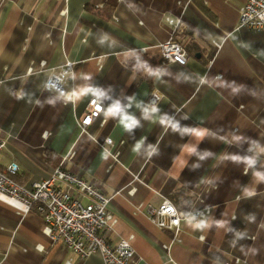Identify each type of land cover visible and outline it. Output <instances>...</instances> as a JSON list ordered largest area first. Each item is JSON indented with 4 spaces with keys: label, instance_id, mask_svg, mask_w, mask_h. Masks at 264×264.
<instances>
[{
    "label": "crops",
    "instance_id": "obj_1",
    "mask_svg": "<svg viewBox=\"0 0 264 264\" xmlns=\"http://www.w3.org/2000/svg\"><path fill=\"white\" fill-rule=\"evenodd\" d=\"M246 1L0 0V170L16 162L28 186L63 163L101 188L118 218L110 243L133 237L132 264H264V30L239 25ZM167 18L187 25L186 65L162 64ZM67 61L65 102L44 87ZM95 94L104 108L82 133ZM164 199L210 214L176 238L146 214ZM43 227L0 200V264H104Z\"/></svg>",
    "mask_w": 264,
    "mask_h": 264
},
{
    "label": "built area",
    "instance_id": "obj_2",
    "mask_svg": "<svg viewBox=\"0 0 264 264\" xmlns=\"http://www.w3.org/2000/svg\"><path fill=\"white\" fill-rule=\"evenodd\" d=\"M167 22L172 30L169 38L159 45L162 64L186 65L189 57L183 41L187 38V25L180 18H167ZM239 25L251 31L264 30V0H247L240 8ZM74 77V63L67 61L51 72L45 83V91L57 94L65 102L73 101V91L66 84ZM161 98L160 94L153 92L146 99L145 108L156 107ZM103 108L96 94L89 99L79 123L82 133H87ZM106 143L110 144L111 140L106 139ZM5 148L6 140L0 137V154ZM72 157L73 154H70L69 158ZM19 173L16 162L0 170V200L12 205L19 214L35 211L41 215L44 234L80 259L99 253L104 264H132L135 257L131 242L133 237L122 239L114 245L110 243L118 218L109 209L110 198L101 188L70 172L63 163L48 178L33 180L28 186L16 180ZM143 206L139 205L136 210L142 211ZM146 214L158 229L170 230L178 238L183 221L196 223L210 214V208L185 212L164 199L157 207L149 205ZM164 248L168 250L169 245ZM67 263L71 264L70 261Z\"/></svg>",
    "mask_w": 264,
    "mask_h": 264
},
{
    "label": "trees",
    "instance_id": "obj_3",
    "mask_svg": "<svg viewBox=\"0 0 264 264\" xmlns=\"http://www.w3.org/2000/svg\"><path fill=\"white\" fill-rule=\"evenodd\" d=\"M152 73L149 75V77H151Z\"/></svg>",
    "mask_w": 264,
    "mask_h": 264
}]
</instances>
